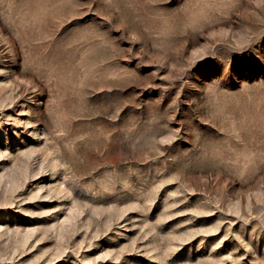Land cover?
I'll return each mask as SVG.
<instances>
[{"label": "rangeland", "instance_id": "1", "mask_svg": "<svg viewBox=\"0 0 264 264\" xmlns=\"http://www.w3.org/2000/svg\"><path fill=\"white\" fill-rule=\"evenodd\" d=\"M0 264H264V0H0Z\"/></svg>", "mask_w": 264, "mask_h": 264}]
</instances>
